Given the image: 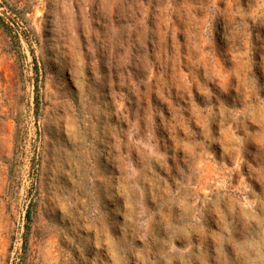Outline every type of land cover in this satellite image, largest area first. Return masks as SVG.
Segmentation results:
<instances>
[{"label": "rangeland", "instance_id": "374dc122", "mask_svg": "<svg viewBox=\"0 0 264 264\" xmlns=\"http://www.w3.org/2000/svg\"><path fill=\"white\" fill-rule=\"evenodd\" d=\"M0 19V264H264V0Z\"/></svg>", "mask_w": 264, "mask_h": 264}, {"label": "trees", "instance_id": "16d2710c", "mask_svg": "<svg viewBox=\"0 0 264 264\" xmlns=\"http://www.w3.org/2000/svg\"><path fill=\"white\" fill-rule=\"evenodd\" d=\"M1 20V19H0ZM0 25L4 28V29H6V26L0 21ZM26 219H27V221H29V219H30V211L29 210H27L26 211ZM26 232H28V230H29V226H28V224H26Z\"/></svg>", "mask_w": 264, "mask_h": 264}]
</instances>
